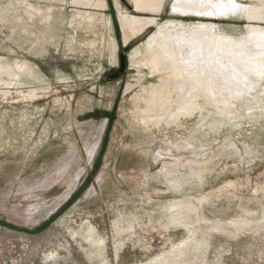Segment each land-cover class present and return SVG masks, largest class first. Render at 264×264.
<instances>
[{"label": "rangeland", "instance_id": "1", "mask_svg": "<svg viewBox=\"0 0 264 264\" xmlns=\"http://www.w3.org/2000/svg\"><path fill=\"white\" fill-rule=\"evenodd\" d=\"M174 1L0 0V264H264V79L178 40L264 20Z\"/></svg>", "mask_w": 264, "mask_h": 264}, {"label": "bare ground", "instance_id": "2", "mask_svg": "<svg viewBox=\"0 0 264 264\" xmlns=\"http://www.w3.org/2000/svg\"><path fill=\"white\" fill-rule=\"evenodd\" d=\"M172 10L185 15L191 14L207 17H219L243 11L248 20H264L262 9L241 5L233 0H217V2L215 0H176L172 5ZM203 28L209 29L201 25L196 28L193 32L194 35L189 39L184 38L183 35L178 36L180 43L190 46V60L185 61L184 65H191L186 69L191 71L190 77L193 80V87H197L201 83V78L198 75L203 74L202 70H200L203 67H213L225 71L227 65H229L234 70L236 68L238 71L237 77L238 79L241 78L244 84L246 82L257 84L264 79V30L262 28H253L250 35L243 38L219 35L215 32L214 28H210L212 32L216 33L214 35L197 31L198 29L203 30ZM250 28L252 29V27H248V29ZM174 38L176 39L177 37ZM154 40L155 37H151V41ZM208 56L211 57V62L202 63L204 58ZM193 62L199 63V69L192 68ZM237 85L236 83H231L229 87L230 89H236ZM226 88L228 87L222 90V88L217 87L214 83L211 85V90L217 91L220 94H224ZM238 88L240 87L238 86ZM228 97L229 99H233L235 96L228 94Z\"/></svg>", "mask_w": 264, "mask_h": 264}]
</instances>
